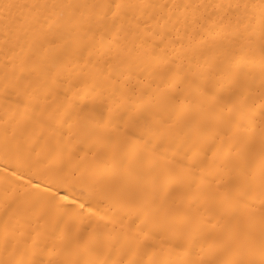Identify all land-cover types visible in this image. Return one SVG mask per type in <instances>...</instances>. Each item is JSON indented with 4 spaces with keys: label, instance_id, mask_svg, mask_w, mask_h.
I'll use <instances>...</instances> for the list:
<instances>
[{
    "label": "bare ground",
    "instance_id": "6f19581e",
    "mask_svg": "<svg viewBox=\"0 0 264 264\" xmlns=\"http://www.w3.org/2000/svg\"><path fill=\"white\" fill-rule=\"evenodd\" d=\"M0 264H264V0H0Z\"/></svg>",
    "mask_w": 264,
    "mask_h": 264
}]
</instances>
